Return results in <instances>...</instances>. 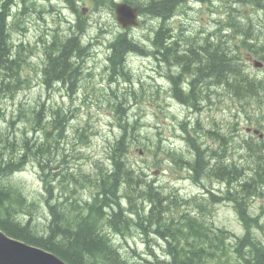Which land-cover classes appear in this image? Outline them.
<instances>
[{
    "label": "trees",
    "instance_id": "trees-1",
    "mask_svg": "<svg viewBox=\"0 0 264 264\" xmlns=\"http://www.w3.org/2000/svg\"><path fill=\"white\" fill-rule=\"evenodd\" d=\"M25 1H22L19 15L26 9ZM65 1L79 15L75 1ZM90 1L95 7L102 4L114 8L116 5L115 0ZM191 1L205 3V6L217 3L223 6L219 9L223 13L231 1L236 2L238 7H230L226 17L230 28L239 31L244 24L232 14L236 12L244 16L240 6L264 11V0H122L136 8L139 15L157 21L152 30L149 52L160 65L168 67L167 78L171 81L173 96L195 110L202 101L209 99L205 92L217 87H226L238 98L262 93L264 100V80L250 77L238 63L242 50L258 54L257 49H251L256 48L252 43L241 40L230 44L232 35L215 34L214 40L207 36L201 44L193 45L188 41L182 47L167 22L178 5ZM9 17L10 4L6 2L0 5V100L14 94L25 82L21 71L28 54H31L22 43H11L9 29L14 21L9 23ZM77 21L71 35L54 37L43 53V84L49 88L61 84L70 94L81 81L82 65L90 46L82 40L86 32L84 20L78 17ZM245 33L250 34V30L246 29ZM225 36L229 37L228 42L223 41ZM109 49L107 68L112 81L117 78L130 81L127 54H148L141 43L125 32L109 42ZM174 69L178 73L171 71ZM45 113L44 105L33 111L38 121ZM68 121L69 116L56 108L51 110L50 120L45 124L64 139ZM118 121L122 133L110 149L109 166L96 165V172L92 175L48 173L59 167L51 165L55 160L52 148L56 147L49 145L51 132L45 124L35 123L37 127L33 129L34 132L45 131L46 143L41 145L39 141L29 139L26 133L19 136L8 130L0 132V228L10 237L50 251L68 264H264V242L254 231L263 230L261 218L260 215L253 216L250 207L248 210L252 200L258 198L264 202V143L258 147L259 152H255L253 172L248 177L243 167L227 163L219 150L203 148L194 137L186 135L192 160L183 161L182 154L176 155L172 151L166 155L173 163L186 166L195 182L203 178L215 180L223 184L226 191L220 195L208 191L209 199L207 196L173 197V192L161 191L158 185L147 179L142 169L129 163V147L139 142V135L133 132L137 126L121 123V119ZM184 125H181L182 131L186 132ZM208 134L216 143L217 135L210 131ZM221 140L223 148L225 139L222 137ZM28 162L39 167L47 193L46 197L40 195L38 202L29 201L14 178ZM56 182L61 190L57 196L54 192ZM89 188L91 196L84 198L81 190ZM223 201L232 202L236 208L244 224L242 235H235L207 220L211 208ZM133 232H139L145 250L141 253L131 248L132 254H126L116 241L128 243V235Z\"/></svg>",
    "mask_w": 264,
    "mask_h": 264
},
{
    "label": "rangeland",
    "instance_id": "rangeland-1",
    "mask_svg": "<svg viewBox=\"0 0 264 264\" xmlns=\"http://www.w3.org/2000/svg\"><path fill=\"white\" fill-rule=\"evenodd\" d=\"M22 1L0 0V5L6 2L10 4L9 23L14 21L9 29L11 43H22L31 50L21 71L25 82L14 94L0 100V132L8 130L10 134L19 136L26 133L29 139L39 141L40 145L45 144L46 133L43 130L34 132L35 123L45 124L50 120L52 109L60 108L65 112L69 121L64 139H60L56 131L45 124L51 132L48 137L50 147L57 148H52L55 160L51 165L59 167L48 173L92 175L96 172V165L108 167L110 149L122 133L118 126V119H121V123L128 122L130 126H137L133 132L139 135V142L129 147V163L134 168L142 169L147 179L158 185L161 191L173 192V197L207 196L209 199V193L220 195L226 191V187L215 180L203 178L195 182L186 166L180 167L178 162L173 163L166 155L172 151L176 155L182 154L183 161H191L192 153L186 135L194 137L203 148L219 150L225 155L227 163H236L245 169L248 177L252 175L255 152L258 153V147L264 143L262 93L260 96L238 98L226 87H217L205 92L209 99L199 104V110L190 108L187 102L182 104L172 94V84L167 78L168 67L160 65L148 51L151 49L152 30L157 26V21L146 16H140L139 26L128 31V36L141 43L148 54H127L130 81L122 78L112 81L107 68L109 42L123 32L116 22L113 8L102 4L95 7L90 0H74L78 15L65 0H26V9L19 15ZM121 2L116 0V3ZM220 6L217 3L205 6V3L197 1L178 5L167 26L172 28L182 47L188 41H192L193 45L201 44L207 36L213 39L215 34L232 35L230 44L241 40L252 43L256 48L251 49H257L258 54L242 50L238 63L250 77L264 80V60L261 58L264 55V11L240 6L239 10L244 16L236 12L232 14L244 24L239 31L230 28V21L226 17L230 7H238L237 3L231 1L225 13L219 10L223 9ZM78 17L84 20L86 26L82 40L90 46L82 65L81 81L70 94L61 84H55L52 88L43 84V53L45 46L52 44L54 37L72 34ZM244 17L254 20H246ZM246 29L250 30V34L245 33ZM228 40V36L223 38V41ZM256 61L260 62L259 68L254 67ZM171 71L178 73L175 69ZM202 90L205 91L204 88ZM42 105L46 113L38 121L33 111ZM184 123L186 132L181 127ZM195 128L197 131L194 132ZM248 129L250 132H247ZM129 131L132 129L129 128ZM208 131L217 135L216 143ZM222 137L225 139L223 148L220 145ZM30 162L14 178L25 197L31 202H38V197H46L47 193L39 167ZM54 187L56 196L60 195L59 182ZM91 192V188L81 190L84 198H89ZM249 207L253 216L260 215L263 230L254 231L256 237L264 242V202L256 198L251 201L248 210ZM247 218L250 219L249 216ZM207 220L238 236L244 231V224L230 201L215 204ZM248 227L250 229L251 225ZM128 236V243L115 240L116 245L126 254H132L131 248L142 253L145 245L142 244L139 232Z\"/></svg>",
    "mask_w": 264,
    "mask_h": 264
},
{
    "label": "water",
    "instance_id": "water-1",
    "mask_svg": "<svg viewBox=\"0 0 264 264\" xmlns=\"http://www.w3.org/2000/svg\"><path fill=\"white\" fill-rule=\"evenodd\" d=\"M116 20L123 29L137 26V10L126 4L116 7ZM260 66V64H256ZM0 264H68L54 253L24 243L0 229Z\"/></svg>",
    "mask_w": 264,
    "mask_h": 264
},
{
    "label": "bare ground",
    "instance_id": "bare-ground-1",
    "mask_svg": "<svg viewBox=\"0 0 264 264\" xmlns=\"http://www.w3.org/2000/svg\"><path fill=\"white\" fill-rule=\"evenodd\" d=\"M144 3V2H143ZM116 4V3H115ZM147 4V3H146ZM143 5V4H142ZM148 9V8H147ZM172 17V16H171ZM154 19V18H153ZM103 20V19H102ZM167 20V19H166ZM169 21V20H168ZM3 23V22H2ZM171 42V41H170ZM177 43V42H176ZM173 44H174V41H173ZM174 47V46H173ZM173 47H171V48H173ZM175 47H176V45H175ZM180 47V46H179ZM191 47V46H190ZM178 48V47H177ZM188 48V47H187ZM187 48H186V50H187ZM172 50V49H171ZM189 50V49H188ZM187 50V51H188ZM262 55V54H261ZM262 57V56H261ZM264 57V56H263ZM262 57V58H263ZM113 63V62H112ZM125 63V62H124ZM121 65H122V63H121ZM112 66V65H111ZM125 67V66H124ZM1 71V70H0ZM122 71V70H121ZM244 73V72H243ZM119 74V73H118ZM125 74V73H124ZM123 75V74H122ZM53 81V80H52ZM55 82V81H54ZM61 82V81H60ZM5 83V82H4ZM21 89V88H20ZM176 97V96H175ZM30 115V114H29ZM54 123H55V121H54ZM60 126V125H59ZM59 129V128H58ZM50 145V144H49ZM221 157V156H220ZM222 163V162H221ZM223 165V164H222ZM227 166V165H226ZM254 166V165H253ZM129 168V167H128ZM241 169V168H240ZM196 170V169H195ZM243 170V169H242ZM245 175V174H244ZM248 176V175H247Z\"/></svg>",
    "mask_w": 264,
    "mask_h": 264
}]
</instances>
